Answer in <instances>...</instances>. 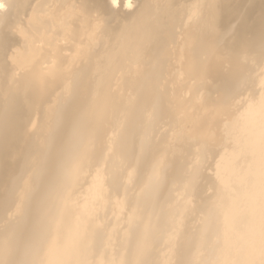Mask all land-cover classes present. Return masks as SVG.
I'll return each mask as SVG.
<instances>
[{"label":"bare ground","instance_id":"1","mask_svg":"<svg viewBox=\"0 0 264 264\" xmlns=\"http://www.w3.org/2000/svg\"><path fill=\"white\" fill-rule=\"evenodd\" d=\"M222 1L0 0V264H264V32Z\"/></svg>","mask_w":264,"mask_h":264},{"label":"rangeland","instance_id":"2","mask_svg":"<svg viewBox=\"0 0 264 264\" xmlns=\"http://www.w3.org/2000/svg\"><path fill=\"white\" fill-rule=\"evenodd\" d=\"M181 1V0H180ZM179 0H175V2H177L176 4H177V6L179 7V12H178V7L177 6H175L174 5V9H176V11L177 12H175L174 11V13L172 14V15H174V19L176 18V20H178L177 22H176V20H175V23H178L179 21H181V20H179V19H182V12L183 11H186V10H188V11H190L191 9V12L189 13V12H186V13H188L189 14V16H190V18L188 17V22H189V20H190V22L189 23H192V22H195L196 20H197V15L199 14V12H200V10L199 9H197V8H199L200 6H199V4L201 5V4H203V1L204 0H183L182 2H184V4H182L181 2H180ZM189 1V2H188ZM190 1H192V2H190ZM222 1V0H221ZM262 0H223L222 2H221V4L222 5H229L230 6V12H229V14L228 15H226L225 17H224V19H223V21L222 22H220L219 24H218V30H221L222 29V31H220V32H218V31H216V35H218L217 34V32L218 33H220V35L222 34V33H224L226 30H228L229 29V27L231 26V25H233L234 24V22H235V24L236 23H238V22H240V20L239 19H241V22H240V25L242 26V27H240L239 26V30H240V32H239V36H240V38H242V36H241V34H243V30H244V34H245V37L243 36V38H250V37H254V32H256V34H257V36H258V33H262V32H264L263 30H264V24H263V21H264V4H263V2H264V0L261 2ZM127 2H129L130 4H132L133 2H134V0H127ZM186 2H187V5H186ZM198 2V3H197ZM178 3H179V5H178ZM181 3V4H180ZM197 3V4H196ZM184 5H186V6H188L187 8H186V6H185V8H184ZM195 5H197V6H195ZM192 8H191V7ZM258 6H260V7H258ZM175 7H177V8H175ZM183 8V9H182ZM183 10V11H182ZM193 10H195L194 11V14L196 13V16L194 15V14H192L193 12ZM196 10L198 11V14H197V12H196ZM236 10H238V11H236ZM255 10V11H254ZM242 11H243V13H242ZM178 13H179V15H178ZM235 13L237 14V15H241V16H237V15H235ZM194 16V18H193V16ZM175 16H181V18H179V17H175ZM245 16V17H244ZM262 16H263V18H262ZM173 17V16H172ZM179 18V19H178ZM232 18V19H231ZM243 18V19H242ZM246 18V20H244ZM173 19V20H174ZM262 19V20H261ZM185 20H187V19H185ZM237 20H239V21H237ZM242 20H244L243 22H242ZM237 21V22H236ZM246 21V22H245ZM233 23V24H232ZM243 24H247L246 25V27H245V25H243ZM249 24V25H248ZM261 24V25H260ZM262 24H263V26H262ZM228 25H230V26H228ZM251 25V26H250ZM259 25L263 28V30H262V28L261 27H259ZM249 26V27H248ZM247 27H248V29H247ZM250 28V29H249ZM256 28H258V30H259V28L261 29V30H257ZM247 29V30H246ZM246 30V31H245ZM249 31V32H248ZM222 32V33H221ZM241 33V34H240ZM249 34H251V35H249ZM256 34H255V37H257L256 36ZM223 35V34H222ZM246 35H249V36H246ZM238 36V37H239ZM217 37V36H216ZM242 38V39H243ZM261 38V37H260ZM259 39V38H258ZM250 40V39H249ZM248 41V40H247ZM246 41V42H247ZM227 45V44H226ZM232 47V49L233 50H235L236 49V54L238 53L237 52V48L235 47V48H233V46H231ZM230 46H229V48H231ZM241 47L243 48V44L241 45ZM241 47H239L240 49H238L239 50V52H241ZM247 47H249V46H247ZM229 48H227V50L230 52V50H232V49H229ZM245 48V47H244ZM232 50V51H233ZM228 52V53H229ZM228 53H227V55H228ZM243 53H245V52H243L242 51V54ZM226 55V56H227ZM239 55V53L236 55V56H238ZM241 55V54H240ZM245 55V57H247V55H246V53L244 54ZM244 55H242L243 57H244ZM233 56V58H234V56H235V54H233L232 55ZM231 56V57H232ZM235 56V57H236ZM242 56H240V57H242ZM230 57V58H231ZM239 57V59H238V57H236L237 58V61H236V63H243V62H245L244 60H246V58L244 59L243 57V61H240L241 60V58ZM227 58H229V56H227ZM229 58V59H230ZM236 58H234V60H236ZM232 59V58H231ZM227 60V59H226ZM225 60V61H226ZM231 61V60H230ZM227 62H228V60H227ZM233 62V63H232ZM232 62H230V63H232V65L235 63L233 60H232ZM230 63H228V64H226V63H224V64H226V66L228 67V65L230 66L231 64ZM222 68V69H224V70H222V73H221V75L222 74H224V76H222V78L219 76V79L221 78V80L219 81V79H218V81L221 83V86H222V84L225 82V81H223V80H225V78L228 76V72L226 71L227 69H229V68ZM226 69V70H225ZM225 72V73H224ZM226 73H227V75H226ZM216 79V78H215ZM220 83H218V85H220ZM213 84V83H212ZM214 86L216 87L215 89H220V88H217V85H215V83H214V85L212 86L211 85V87H212V89H211V91L214 89ZM218 90H217V92H218ZM214 91H216V90H214ZM213 92V91H212ZM223 128V127H222ZM227 129H225L224 128V130H223V138H222V144L223 143H226V141H227V137H228V135H227ZM178 133V132H177ZM180 135L179 134H176V137H179ZM187 137V138H186ZM184 139H186V142L184 143ZM189 137L186 135V136H184V138L181 140V141H179V138H176V140H177V148L178 147H182L183 145L185 146V145H187L190 141H191V139H189ZM223 140L225 141V142H223ZM193 143V148L191 147V144ZM189 143V145H190V148L191 149H193V151H195V152H193V153H196V149H197V145L195 144V142L194 141H191ZM179 145V146H178ZM196 145V146H195ZM183 146V147H184ZM188 146V145H187ZM186 146V147H187ZM195 146V147H194ZM219 147L221 146V144L220 145H218ZM183 147L182 148H178L177 149V152L181 155V153L183 154V153H185L184 152V150L186 149H188V147L186 148V147H184V150L182 151V149H183ZM185 150V151H186ZM20 153H23L22 151H20L19 153H18V155L20 154ZM20 157H18L17 159H19ZM3 198H0V201L2 200ZM207 251V250H206ZM205 251V252H206ZM207 253H208V251H207ZM207 253H204V255L203 256H205V255H207ZM202 255H200V258H202L201 256ZM207 256H205L203 259H205ZM202 259V260H203Z\"/></svg>","mask_w":264,"mask_h":264}]
</instances>
